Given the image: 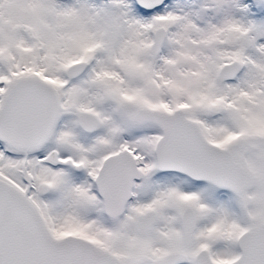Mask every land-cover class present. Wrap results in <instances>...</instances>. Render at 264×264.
<instances>
[{"label": "snow or ice", "instance_id": "snow-or-ice-1", "mask_svg": "<svg viewBox=\"0 0 264 264\" xmlns=\"http://www.w3.org/2000/svg\"><path fill=\"white\" fill-rule=\"evenodd\" d=\"M0 264H264V0H0Z\"/></svg>", "mask_w": 264, "mask_h": 264}]
</instances>
